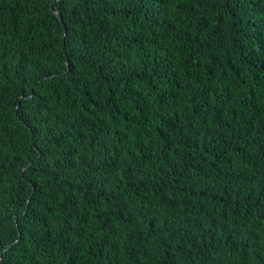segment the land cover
Listing matches in <instances>:
<instances>
[{
	"label": "trees",
	"instance_id": "1",
	"mask_svg": "<svg viewBox=\"0 0 264 264\" xmlns=\"http://www.w3.org/2000/svg\"><path fill=\"white\" fill-rule=\"evenodd\" d=\"M0 264H264V0H0Z\"/></svg>",
	"mask_w": 264,
	"mask_h": 264
}]
</instances>
